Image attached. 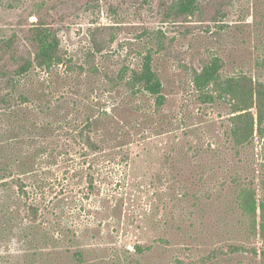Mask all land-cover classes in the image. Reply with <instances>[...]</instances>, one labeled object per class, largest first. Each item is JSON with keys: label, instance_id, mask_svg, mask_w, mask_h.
<instances>
[{"label": "rangeland", "instance_id": "obj_1", "mask_svg": "<svg viewBox=\"0 0 264 264\" xmlns=\"http://www.w3.org/2000/svg\"><path fill=\"white\" fill-rule=\"evenodd\" d=\"M172 2L0 0V39L51 15L67 57L0 86V264H264L229 251L262 245L241 200L264 144L239 153L231 106L201 102L193 77L215 57L225 75L259 74L264 0H226L222 21L191 27L168 19ZM150 51L164 103L133 82Z\"/></svg>", "mask_w": 264, "mask_h": 264}, {"label": "trees", "instance_id": "obj_2", "mask_svg": "<svg viewBox=\"0 0 264 264\" xmlns=\"http://www.w3.org/2000/svg\"><path fill=\"white\" fill-rule=\"evenodd\" d=\"M229 2V1H228ZM226 0H173L167 6L168 19L173 23L191 27L192 21H222L226 13L224 7ZM51 16V15H50ZM49 15L41 17L29 28H24L20 33H13L7 39H0V86L15 87L18 80L34 68L52 69L66 61V51L62 47L58 28L54 26L53 17ZM194 18V20H192ZM160 35L159 46L166 50L163 38ZM103 39H92L94 51H103ZM157 53L148 52L144 57L141 68L133 71V82L137 85V92L149 93L157 98L160 103L167 99L164 94V83L153 58ZM217 58V59H216ZM220 59L203 62L201 70L194 69V85L197 97L205 104L216 102L229 103V129L227 134L238 148V152L244 148H253L256 136L264 144V61H257L259 74L252 76L243 72L235 75H225L222 71ZM217 88V89H216ZM219 90L216 94L213 90ZM6 94L0 95L2 101H7ZM263 163V162H262ZM1 178V177H0ZM250 178L248 190L243 191L241 207L246 211L254 229V235L258 236L261 247L248 248L244 245H230V252L252 250L260 254L264 261V196L258 197V189L264 192V163L259 170L258 179ZM137 247H140L138 245ZM260 250V251H259ZM259 251V252H258ZM224 249L213 251L204 260L213 261L222 254H227Z\"/></svg>", "mask_w": 264, "mask_h": 264}]
</instances>
